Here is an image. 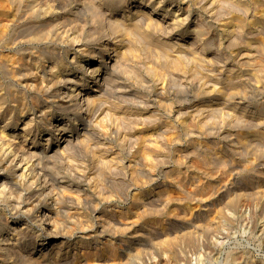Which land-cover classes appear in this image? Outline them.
<instances>
[{"label": "rangeland", "instance_id": "rangeland-1", "mask_svg": "<svg viewBox=\"0 0 264 264\" xmlns=\"http://www.w3.org/2000/svg\"><path fill=\"white\" fill-rule=\"evenodd\" d=\"M25 1L37 17L5 53L31 64L24 80L0 69V170L31 168L0 187V264H264V0ZM82 53L117 71L84 107L66 97L92 82ZM52 68L62 83L43 104L65 143L31 105ZM23 133L58 151L39 159ZM37 197L56 213L44 223Z\"/></svg>", "mask_w": 264, "mask_h": 264}, {"label": "bare ground", "instance_id": "bare-ground-1", "mask_svg": "<svg viewBox=\"0 0 264 264\" xmlns=\"http://www.w3.org/2000/svg\"><path fill=\"white\" fill-rule=\"evenodd\" d=\"M25 2H26L25 0H0V48H1L0 49V69H2V71L5 72V74H8V76H10L12 78H20L21 80H24V78L27 79V77H28V75H26V74L25 75L23 74L24 75L23 77L20 74H21V72L23 70H27L29 65L31 64L30 63L31 62L30 61V57L29 56H28V58L25 57V56L17 57V56L11 55L10 53H5V51H7L9 49L12 50V46L11 45L14 42L13 33L17 30V28L20 25L22 26V25L28 23V21H30V20L34 21L35 18L37 17V16L35 17L33 14H29V17L28 18L25 17V19H24L23 15H24V11H26V7H27ZM156 10H158V8L155 7L153 10L149 11V13H154V12L156 13L157 12ZM178 21H180V19H178ZM178 21L176 23H178ZM32 25H34V24H32ZM137 28L138 27L135 26L134 27V31H136L135 29H137ZM132 29H133V27H132ZM38 32H40V31H38ZM33 33H35V35L33 37L37 41L38 40H43V39L45 40L46 39L45 38L46 34L48 36L47 32L37 33V32L34 31ZM79 55H81V58L83 57V59L86 56L84 53L79 54ZM79 55L77 57H79ZM109 55L110 54L108 53L107 56H109ZM93 58L97 59V61L94 62V63H90V59H84V60H82L80 62L81 63L80 64L81 67H87L88 68L89 64L95 65L94 67L93 66L89 67V70L93 67V69L91 70L92 74H91V77H90L92 79V82L91 83H87V84H79V85L77 84L78 87L74 90L75 92L73 91L74 93H77V94L74 95V96L73 95L70 96L68 94L70 97L66 96L67 99H68L67 103H71L72 100L73 101L77 100L78 104L81 105L82 107H84V105L82 103L83 98L88 96V93H85V91H87V90H90V91L92 90L93 91L98 86H101V85L104 86V85H107V84L109 85V82L112 83L111 87L113 85H116L115 77L117 76V71L114 70V65L112 64V62H110V64H108V62L105 60V57L102 58V56L100 57L99 54H95V56ZM4 64H6V65H4ZM35 66H36V68H38L36 63H35ZM66 69H67V67H66ZM67 71L69 72L70 70H67ZM37 72L40 73V79H41L40 83H41V87H42L41 89H42V91L44 93V100H42L39 96H32L31 97V103H32L31 105L35 108L34 110H38L39 111V114H40L39 115V123L42 122V123H44V125H46V124L52 122V118L51 117H50V119H48L49 113H51L50 108H52V106H51L52 103L50 102L51 105H49V106H47V105H45L43 103H44V101L49 102L50 98L51 99H55L56 98L57 92H55L56 91L55 90V86H56L57 83H59V84L62 83V81L59 80L58 78H56L55 75H52V73L54 72L53 68L51 69L50 72H48V70H46V69L45 70L38 69ZM67 75H73V74H71V73L69 74L68 73ZM50 76H51V78H50ZM69 80H70L69 78L66 79V81H68V82H69ZM31 82H32L31 86L33 88L37 86V84L35 83L34 80L31 79ZM101 82H103V84ZM80 87H83V89L80 90ZM113 88L114 87H112L111 89H113ZM61 93L64 94L65 91L62 89ZM26 99L27 98L25 96H21V94H19L18 95V99H17V104H18L17 106H20L21 110H25L27 112L29 109L26 107V105H27V100ZM99 102H100L99 99H96V97H95L93 99L92 104L93 105H98ZM3 112H5V109L3 110ZM8 112H9V109L4 113L5 115H3V116L6 117L8 115ZM81 123L82 124L80 126L88 127L90 125V120L89 121H87L86 119L82 120V116H81ZM50 124H51V128L50 127L49 128L48 127L44 128V130L42 132H44L46 136H49V135L51 136L56 131V132H58L59 138H60V140H58V142L62 141L63 143H65L67 141V139H68L67 135L71 131L68 128H65L63 126L64 125L63 123H60V122L53 123L52 122ZM29 127H30V121L25 124V126L23 127V131L28 132V130L30 129ZM86 127L82 128V130H86L87 129ZM14 135H15L14 137H18L19 136V135H16V133ZM30 135H31L30 133H26V134L23 133L21 136H25L27 138V140H28V139H30ZM33 138H34L33 143H31L32 147H29L30 144L24 143V147H25L24 150L27 151V152L28 151L31 152L32 150H34V151L31 152V154L38 155L39 159H41V156H46V155L49 156V154L51 152H53L55 148H57L56 151H58L59 145L53 146L54 142H52V137L47 138L45 140L46 142L40 143V144H37L38 135L31 137V139H33ZM58 142L55 143V144H58ZM10 151H11V148H10ZM11 152L14 153L13 151H11ZM18 155H20V154L19 153H17V154L14 153V155H10V156H15L14 159L11 161V164H13L14 161H16V158H17ZM7 156H9V154ZM24 160H25V158L22 159L21 164L24 162ZM28 164L29 163H27V161H25L23 166L19 165V167H17V169L16 168L14 169V173H12V174L8 173L6 171V169H1L0 170L1 192L5 191V186H8V185L10 186V188H12V186L16 187V188L20 187V185L22 184V179H25L26 176H25L24 173H18L19 172L18 169H21L25 165H28ZM27 168L28 169L31 168V164L26 166L25 170ZM38 174H41V173H37V175ZM40 197H41V195H40ZM41 201H42L41 198H39V197L35 198L33 200V202H32L33 205H32V210L31 211H34V210L36 211L37 210L38 212H40L39 215L36 217V218H38L37 221H39V223L40 222L44 223V221L46 219L51 218L56 213L52 209V205H51L52 203L48 204V206L46 208V207H42L43 205H42ZM23 205H25V204H21L20 207L23 206ZM59 205L60 204H57V206H59ZM55 208H54V210H56ZM76 223H78V222L76 221ZM103 224H106V226H110V227L113 226L112 224H110L108 222V220H104V219H103ZM50 243L51 242L48 241V240L43 241L40 244L39 251H42L45 247L49 246ZM36 251H38V249L37 250H33V253H36Z\"/></svg>", "mask_w": 264, "mask_h": 264}]
</instances>
